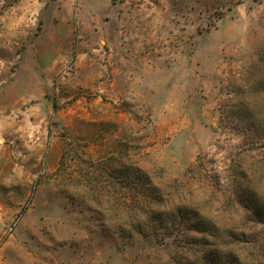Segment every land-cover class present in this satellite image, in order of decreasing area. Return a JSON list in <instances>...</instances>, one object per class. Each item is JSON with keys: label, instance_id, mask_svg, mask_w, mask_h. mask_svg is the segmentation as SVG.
Listing matches in <instances>:
<instances>
[{"label": "rangeland", "instance_id": "1", "mask_svg": "<svg viewBox=\"0 0 264 264\" xmlns=\"http://www.w3.org/2000/svg\"><path fill=\"white\" fill-rule=\"evenodd\" d=\"M0 264H264V0H0Z\"/></svg>", "mask_w": 264, "mask_h": 264}, {"label": "trees", "instance_id": "2", "mask_svg": "<svg viewBox=\"0 0 264 264\" xmlns=\"http://www.w3.org/2000/svg\"><path fill=\"white\" fill-rule=\"evenodd\" d=\"M132 171L135 172L136 177H138V175H140V176H145V175L148 176L147 174H145V171L142 168H140V166H134V168H132ZM115 172H118L121 175H123L124 177H126L127 174L129 173V169H124V170L115 169ZM115 179L117 181H119L120 183H122V180H120L119 178L115 177ZM148 180L150 181L149 177H148ZM125 188H126V186H125Z\"/></svg>", "mask_w": 264, "mask_h": 264}, {"label": "crops", "instance_id": "3", "mask_svg": "<svg viewBox=\"0 0 264 264\" xmlns=\"http://www.w3.org/2000/svg\"><path fill=\"white\" fill-rule=\"evenodd\" d=\"M85 1H87L89 4H91L93 9H95V10H97V9L103 10L105 6L111 7L113 5V0H85Z\"/></svg>", "mask_w": 264, "mask_h": 264}]
</instances>
